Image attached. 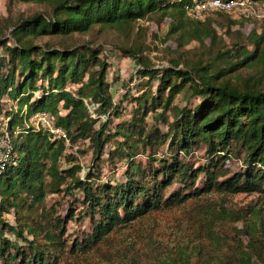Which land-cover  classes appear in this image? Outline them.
Here are the masks:
<instances>
[{
  "label": "trees",
  "instance_id": "16d2710c",
  "mask_svg": "<svg viewBox=\"0 0 264 264\" xmlns=\"http://www.w3.org/2000/svg\"><path fill=\"white\" fill-rule=\"evenodd\" d=\"M16 1L44 4L49 12L10 27L11 39L0 38V131L11 138L17 162L0 174V264H60L65 252L87 253L108 240L107 235L150 213L198 202L210 192L264 194V73L241 77L239 72L264 67V30L252 31L206 63L184 69H154L149 59L142 57L140 47L121 48L138 64L135 79L148 80L145 91L136 87L132 93L126 86L125 93L114 101L113 84L105 79L108 65L99 58L100 48L85 44L36 46L33 40L86 34L96 26L127 34L139 20L155 16L158 23L169 20L167 36L177 34L180 46L191 41L202 45L216 33L213 17H224L226 29L242 27L246 21L228 14L211 15L202 22L192 20L185 11L191 0ZM154 81L158 85L152 94L149 86ZM179 95L182 108L173 104ZM194 97H200L202 103L190 110L187 103ZM122 100L132 104L130 112L120 108ZM36 113L55 118L56 126L68 135L69 147L78 141L90 146L89 171L93 170L96 180L104 163H123L124 180L92 187L87 182L90 173L85 180L76 176L81 168L77 164L67 167L72 153L64 144L50 141L46 132L28 124ZM149 115L153 125L148 122ZM113 118L121 121L110 131ZM161 123L167 132L159 130ZM164 146L167 150L162 154ZM201 146L206 156L203 165L193 168L180 157V152L185 155ZM236 149L244 153V168L229 173L226 159ZM63 185L66 193L82 191L86 210L74 214L70 208L68 217L43 224L35 218L39 206L46 194L61 192ZM11 210L16 227L2 220ZM84 214L90 217L92 232L68 244L64 238L68 221L80 223ZM249 214L243 208L222 206L217 215L220 223L210 236L224 240L225 226L245 221ZM5 233L20 239L24 246L11 242ZM239 233L235 232V240ZM247 256L240 254L241 260H247L245 264H264L259 253ZM162 264L179 263L171 258Z\"/></svg>",
  "mask_w": 264,
  "mask_h": 264
},
{
  "label": "rangeland",
  "instance_id": "374dc122",
  "mask_svg": "<svg viewBox=\"0 0 264 264\" xmlns=\"http://www.w3.org/2000/svg\"><path fill=\"white\" fill-rule=\"evenodd\" d=\"M48 12L49 9L44 4L0 0V38L11 39L10 31L12 29L10 27L28 20L35 14L47 15ZM155 18L152 16L150 19L139 20L133 25L132 31L127 34L110 27L96 26L86 34H74L66 38L43 36L33 40V44L42 46L47 43L59 48L63 45L70 48L74 47L73 45L85 44L93 48H100L99 58L108 65L105 79L109 84H113L111 92L114 95V101H118L128 86L129 89H132V93H135L134 88L136 87L137 91L138 89H141V92L145 91L148 80L146 78L135 79L138 75L136 74L138 64L128 54L120 51L121 48L140 47L142 57L148 58L154 69H184L199 62L206 63L212 56L229 50L238 41L241 42L242 38L252 31L259 33L263 30L259 23L248 21L243 22L242 27L233 26L226 29L227 20L217 16L213 17L219 23L216 22L214 25L216 33L212 40H205L202 45L191 41L180 46L177 34L167 36L169 20L158 23ZM244 46L251 49L247 42L244 43ZM230 62H234V60L232 59ZM175 63H178L177 67H174ZM220 65L221 62L218 63V66ZM222 66L224 65L222 64ZM239 72L241 77L251 74L259 75V73H264V67L259 65L243 68ZM234 80L233 78L232 81ZM157 85V81L150 84L152 94L155 93ZM201 103L200 97H194L187 103V107L193 110ZM173 104L180 108L184 106L180 95ZM131 107L132 104L128 100L120 102V108L126 113L130 112ZM150 115L148 122L153 125ZM167 117L171 119L170 113L167 114ZM100 118L104 119L103 116ZM120 121L121 119L117 118L111 119L108 129L111 131ZM1 122L2 117H0V129L3 127ZM97 127L98 123L95 125V128ZM159 130L165 133L167 126L159 124ZM67 150L72 153V159L67 161V167L74 164L79 165L81 169L76 176L84 180L90 173L92 177L87 182L92 187L99 184L106 185L109 182L114 184V181L124 180L123 163L116 166L101 164L99 167L101 177L96 180L93 170L89 171L92 169V150L86 142L78 141L73 147L68 146ZM166 150L167 146H164L161 150L162 154H165ZM180 157L192 164L193 168L203 165L206 160L203 146L193 149L185 155L180 152ZM244 158L243 151L237 149L232 151L226 159L225 168L229 173L240 168L243 169ZM138 159L146 161L140 156ZM60 166H63L62 163ZM256 167L259 168V166ZM173 186L175 187L176 184ZM64 189L63 185L61 192L46 194L43 203L36 212L39 215L35 218L44 224V222L52 221L57 217L61 219L68 217L70 208L74 214L86 210L87 205L82 202L83 193L80 189L72 190L69 193L64 192ZM222 206L233 210L243 208L250 214L245 221L225 226L226 238L224 240H215L210 235L214 226L216 229L220 223L217 215L222 213ZM2 220L13 227L17 225L12 210L4 214ZM65 228L64 238L68 244L74 239L81 240L82 235L92 232L90 217L82 215L80 223L72 219L68 221ZM235 232H240L238 240H235L237 238L234 236ZM24 236L31 239V236L26 233ZM107 236L108 240L97 244L87 253L73 255L65 252L64 261L60 264H162L171 258L179 264H217L219 261H222V264H245L247 260H241L240 254H248L247 257H250L259 253L261 257H264V194L259 192L236 194L210 192L201 195L198 202L188 201L168 211L150 213ZM4 237L10 238L11 242L16 241L19 246H24L20 239H16L8 233H5Z\"/></svg>",
  "mask_w": 264,
  "mask_h": 264
},
{
  "label": "built area",
  "instance_id": "2783aa9c",
  "mask_svg": "<svg viewBox=\"0 0 264 264\" xmlns=\"http://www.w3.org/2000/svg\"><path fill=\"white\" fill-rule=\"evenodd\" d=\"M186 15L195 21H204L215 14H228L234 19L257 22L264 30V2L259 0H191L185 7ZM25 111V110H24ZM29 125L36 130H43L50 141H60L66 148L70 146L64 129L56 126L55 118L48 113H36L29 118ZM16 154L11 138L0 131V174L10 166L16 165Z\"/></svg>",
  "mask_w": 264,
  "mask_h": 264
}]
</instances>
